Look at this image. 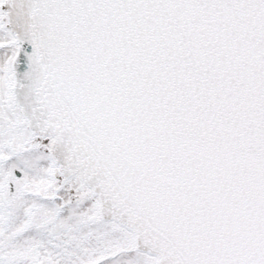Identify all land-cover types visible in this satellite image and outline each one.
<instances>
[{
    "label": "snow or ice",
    "instance_id": "snow-or-ice-1",
    "mask_svg": "<svg viewBox=\"0 0 264 264\" xmlns=\"http://www.w3.org/2000/svg\"><path fill=\"white\" fill-rule=\"evenodd\" d=\"M0 264H264V0H0Z\"/></svg>",
    "mask_w": 264,
    "mask_h": 264
}]
</instances>
